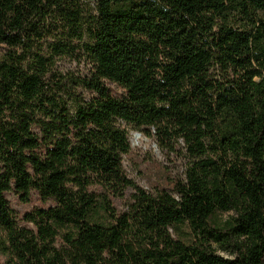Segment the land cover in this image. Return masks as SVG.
Masks as SVG:
<instances>
[{
  "label": "trees",
  "instance_id": "obj_1",
  "mask_svg": "<svg viewBox=\"0 0 264 264\" xmlns=\"http://www.w3.org/2000/svg\"><path fill=\"white\" fill-rule=\"evenodd\" d=\"M92 1L0 0V264H264V0ZM123 124L184 178L138 187Z\"/></svg>",
  "mask_w": 264,
  "mask_h": 264
},
{
  "label": "rangeland",
  "instance_id": "obj_2",
  "mask_svg": "<svg viewBox=\"0 0 264 264\" xmlns=\"http://www.w3.org/2000/svg\"><path fill=\"white\" fill-rule=\"evenodd\" d=\"M87 15H93L95 11V2L92 0H78ZM6 53V48L0 45V56ZM57 70L61 72H70L75 75L84 74L87 66L83 59L77 60L71 56H66L58 60ZM115 94L119 90L115 85L109 84ZM130 150L122 156V167L126 175L140 188L149 194H153L160 189L169 190L173 181L184 178V171L187 165V156L182 148V143L175 146V150H167L158 146L156 139L150 133L143 129L138 130L132 126H125ZM132 191H127L122 198H113L112 205L116 213L127 211L131 200ZM7 199L10 207L15 210L19 218H22L25 212L39 207L51 205L49 201H42L36 195H32L29 202H23L17 194H8ZM232 213L219 214V219L224 220ZM20 225L32 227L31 224L19 221ZM173 233V232H172ZM173 236L176 234L173 233ZM215 252L223 257L231 258L229 252L223 251L220 246L211 243ZM4 261L0 255V263Z\"/></svg>",
  "mask_w": 264,
  "mask_h": 264
}]
</instances>
